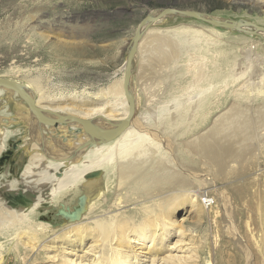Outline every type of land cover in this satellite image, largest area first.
<instances>
[{"label":"rangeland","instance_id":"1","mask_svg":"<svg viewBox=\"0 0 264 264\" xmlns=\"http://www.w3.org/2000/svg\"><path fill=\"white\" fill-rule=\"evenodd\" d=\"M167 6L264 27V0H0V75L26 85L46 107H94L105 100L101 91L122 82L141 19ZM211 27L167 15L140 34L130 84L156 157L147 154L146 174L154 173L139 186L127 191L113 174L91 197L90 208L102 197L117 207L132 204L111 220L112 232L121 235L120 221L127 220L123 230L128 227L126 236L112 241V260L264 264V142L258 140L264 130V37L215 27L219 34ZM25 115L15 98L0 95L2 185L21 184L28 164L20 151L22 140L32 143ZM208 146L224 151L222 159ZM6 193L0 201L11 206ZM66 196L53 207L43 205L47 211L42 208L39 220L53 233L44 241L0 221V264H99L97 256L110 254L99 250L102 232L90 222L100 217L83 224L60 214L57 205ZM69 207L72 215L77 206Z\"/></svg>","mask_w":264,"mask_h":264},{"label":"bare ground","instance_id":"2","mask_svg":"<svg viewBox=\"0 0 264 264\" xmlns=\"http://www.w3.org/2000/svg\"><path fill=\"white\" fill-rule=\"evenodd\" d=\"M159 11L160 9L155 10L151 12L150 15H156ZM202 15L215 20H225L210 14ZM160 20L146 25L145 27H150L155 23H158ZM211 28L213 31L217 30L219 31V34H222L221 30H218L213 26ZM244 29L252 28L245 27ZM231 30L232 29L224 28L223 33ZM178 34L179 38L177 39V42L182 43L185 39L180 33ZM254 34L264 37V32H257ZM156 41V47L159 50L160 44L163 42L160 38H157ZM173 41L171 40L170 43ZM139 44L140 39L138 41L132 66L137 58ZM126 59L127 55L122 66V81ZM0 77L15 80L7 76L5 77V75H0ZM23 87L32 97H34L36 105L42 110L44 116L50 119H55L56 114L71 113L88 120L94 129H107L114 127L117 123L123 120L128 113V103L122 88V82L119 84L117 83V85H111L101 91L100 94L105 97L104 102L100 104L97 103L94 107L84 110L73 105L48 106V108L46 107L47 105H42L40 103L41 98L37 97L33 90L29 89L26 85H23ZM129 89V95L134 100V115L129 125L122 132L112 138L98 139L88 135L82 125L76 121H62L54 125H47L38 121L26 102L17 92L10 88L0 86V95L4 94L15 98L17 104L26 112L27 118L25 115L24 119L29 121L27 124V128H29L28 136H30V139L32 140L30 145H26L24 142L25 139L23 138L24 140H22V146L20 147L21 155H27L29 158L27 159L28 164H26L22 172V180H20L21 184L16 188L13 186L12 182L4 185L0 184V193L3 191L7 192L6 195L9 197L8 201L12 204L11 206H6L5 202L0 201V221L3 222V225L5 224L10 228L15 229L19 234H27L30 240L39 242L44 241L45 239H48L49 236H52L53 233L50 234L52 227L49 226V223L39 220V218H41L42 208H44V211H47L46 207L43 205L47 204L48 207H53L57 202L63 199L61 198L62 195L67 194L66 198L68 197L69 199L66 203L64 204L63 202L57 205L58 208H60V214L63 215L64 218L69 221L72 219L73 221L76 220L78 223L84 222L83 224H85V221H90L95 216L100 217L98 219H93L90 222L96 224L100 228V232H102L100 233V239H102V242L98 245L99 250H106L110 252V254L107 255L108 257L104 255H100L101 257L97 256L98 260L100 258V262L97 259L96 262H99V264H126V260L122 261L119 260V258H115L117 257L116 254H114L115 257H113L112 260V253L117 250L112 247V241L114 240V242H117L121 240L122 236H126L128 227L123 230L122 224L126 225L127 220L125 222L120 221L117 223V227L121 228V230H119L122 232L121 235L110 230H112V218L118 214L127 212L130 208L127 210L126 208L124 210L121 209L129 206L131 203L127 204V200H125L123 205H118L117 207L116 202L113 201L112 203L106 204L107 198L102 197V201H100L98 206L96 205L97 207L90 208V205L92 204V195L105 189L107 178L113 174H116L122 179L124 188L127 189V191L134 189V185L136 187L139 186L141 182H145L146 175H148L147 178L153 176L154 172L146 174L147 154L152 159L156 157V151L151 147L153 140L146 132V129L142 128L144 119H140V116L137 113V99L132 91L131 84ZM42 98H46V95H43ZM105 107H110L109 112L102 113V111L105 110ZM136 119L139 121L137 122ZM246 125L247 127L251 126V124L248 123H245V126ZM2 129L0 128L3 133ZM244 138H246V136H244ZM258 140H260L261 143L264 142L263 128L259 132ZM3 145L4 143L2 144V147ZM245 147L247 148V146ZM206 149L214 152L213 155L216 160L222 159L224 151L213 150L210 146L206 147ZM147 162H149V160H147ZM72 204H76L77 209L72 215H70L66 212V209L71 208L69 206ZM36 217L37 221H35ZM126 217L129 221L131 216L129 215ZM132 223L133 222L130 221L129 225ZM81 227L83 226H76L73 229L77 230ZM58 237L59 236H54L52 238L59 239ZM104 243L107 244V247H104V245L102 246ZM109 257L110 259H108Z\"/></svg>","mask_w":264,"mask_h":264},{"label":"water","instance_id":"3","mask_svg":"<svg viewBox=\"0 0 264 264\" xmlns=\"http://www.w3.org/2000/svg\"><path fill=\"white\" fill-rule=\"evenodd\" d=\"M167 15H179V16L192 17V18L204 21L206 23H209L210 25L214 27H221V28L237 30L240 32L248 33V34L264 32L263 26L257 25L252 21L215 20V19L206 17L205 15H202L201 13L195 12L193 10L181 9V8L172 7V6L161 8L160 11L156 15H153V16L150 14L146 15L144 18L141 19V21L139 22L133 34L131 44L128 49L126 63H125L122 88H123V91L126 97V101L128 103V113L123 120H121L119 123H117L112 128L94 129L92 128L88 120L82 117L72 115V114H56L55 119H50L44 116V114L42 113V110L36 105V101L34 97H32L29 94V92L23 87V85H21L18 81L0 77V86L10 88L14 90L15 92H17L18 95L26 102L30 110L35 115L36 119L44 124L54 125L62 121H69V120L76 121L80 125H82L83 129L88 133V135L92 137H95L98 139L112 138L118 135L120 132H122L129 125L134 115V100L129 95L130 94L129 86H130V78H131V73H132V62L136 54V49H137L138 41L140 39L141 31L146 25L154 23L164 18ZM245 27H251L252 29H244Z\"/></svg>","mask_w":264,"mask_h":264},{"label":"built area","instance_id":"4","mask_svg":"<svg viewBox=\"0 0 264 264\" xmlns=\"http://www.w3.org/2000/svg\"><path fill=\"white\" fill-rule=\"evenodd\" d=\"M204 200H205V203H207L208 205L211 204L212 199H211L210 197L206 196V197L204 198Z\"/></svg>","mask_w":264,"mask_h":264}]
</instances>
